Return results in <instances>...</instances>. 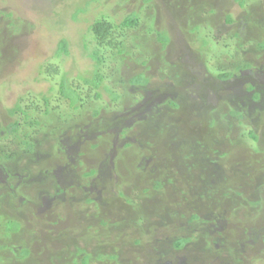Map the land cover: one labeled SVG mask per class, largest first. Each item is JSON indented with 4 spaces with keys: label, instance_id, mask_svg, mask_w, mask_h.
Here are the masks:
<instances>
[{
    "label": "rangeland",
    "instance_id": "374dc122",
    "mask_svg": "<svg viewBox=\"0 0 264 264\" xmlns=\"http://www.w3.org/2000/svg\"><path fill=\"white\" fill-rule=\"evenodd\" d=\"M130 14L95 89L91 26ZM261 44L264 0H0V264H264Z\"/></svg>",
    "mask_w": 264,
    "mask_h": 264
},
{
    "label": "trees",
    "instance_id": "16d2710c",
    "mask_svg": "<svg viewBox=\"0 0 264 264\" xmlns=\"http://www.w3.org/2000/svg\"><path fill=\"white\" fill-rule=\"evenodd\" d=\"M92 1H96V0H92ZM236 1L239 3V5L241 7H244L246 5V0H236ZM84 11H85V9H79L77 14H79L80 12H84ZM77 14L74 16V18L77 16ZM138 23H139V17L136 16L135 14H130L120 24H115L114 22L107 19L105 16L100 18V19H97L93 23V25L91 26V31L93 34V38L97 44V46H96L97 50L94 51L90 55V57L96 62V66H98V69H95L92 72L91 78H87V79L85 78V80H84L85 83L91 85L95 89H97L103 85L105 77H104V74L101 72V66H103L107 54H110L112 59H114L115 57H120V58H118L120 60L125 59L126 56L130 55V53L126 51L125 44H126L127 38L129 37V31L132 28L137 27ZM227 23L229 25L235 23V20L232 18L231 15L228 16ZM160 40H161V44L163 46H167L168 43L170 42L169 37L165 33L162 34V37ZM204 43L207 44L208 42L205 41ZM68 47H69V42L67 40L63 39L59 43L58 53H57L56 57H60L62 54L68 55L69 54ZM260 47L264 48V44H261ZM248 67H249V65L243 64L242 66H238L235 69H237V70L241 69V68L246 69ZM231 74H232V72L231 73L230 72H222V73H218L217 77L220 80H226V79L231 77ZM147 81H148L147 78L142 74L136 75L131 79V83L134 85H136V84L146 85ZM60 94L62 97L68 99L70 101V104L75 108L78 107L77 105L82 104V102H81L82 101V95L80 94L79 88L73 87L69 83V81L67 80L66 77L63 78V81L60 84ZM97 95H98V97L100 96L99 94H97ZM255 97L258 98V94H256ZM115 98L117 99V98H119V96L116 95ZM44 101L46 103H48L49 102L48 97H44ZM172 104H175V103H172ZM20 109L21 108H19V106H16L13 110H10V113L13 115L16 112L21 111ZM23 113L25 114V116L27 115L25 112H23ZM239 113L240 112H232V115L233 116L234 115L235 116H242ZM238 119H240V118H238ZM210 124H211V126H215L217 124V120L212 121ZM20 128H21V125L17 121L10 124L8 127V129L13 134H16ZM247 136L254 143H257L258 141H260L259 135L254 131H251ZM259 151L263 155L264 154V147H262V149H259ZM258 163H259V161H258ZM155 187H156V189L162 188L161 184H156ZM253 204H258V202L257 201L248 202V205H253ZM239 207H243L245 209L248 208L247 205L244 206L242 204H239ZM197 217L198 216H195V215L192 216L193 219H197ZM6 227L9 230V232L17 233L19 231V224L12 221V220H10L6 223ZM187 243H188V239H179L175 243V247L177 249H181ZM21 255H22V257L28 256L29 251L25 250L22 252ZM83 264H89V260L87 258H85Z\"/></svg>",
    "mask_w": 264,
    "mask_h": 264
}]
</instances>
